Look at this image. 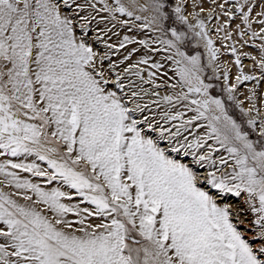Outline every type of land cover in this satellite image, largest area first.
Wrapping results in <instances>:
<instances>
[{
  "label": "snow or ice",
  "instance_id": "6c2138e0",
  "mask_svg": "<svg viewBox=\"0 0 264 264\" xmlns=\"http://www.w3.org/2000/svg\"><path fill=\"white\" fill-rule=\"evenodd\" d=\"M168 7L167 0H115L101 9L156 34L119 42L148 50L139 64L149 63V53H170L150 65L159 72L171 62L174 77L163 84L154 72L148 81L135 73L153 84L158 99L151 103L164 106L157 119L139 102L146 90L125 93L116 65L104 68L108 54L98 56L85 39L92 19L80 15L85 4L0 0V157L25 158L0 161V185L16 190L0 187V264H264V121L250 139L209 94L200 53L183 50L191 37L167 23L173 15L188 23L182 5L178 0L171 13ZM252 11L248 6L241 16L246 24ZM188 28L216 60L204 22ZM165 86L171 92L160 97L155 89ZM247 123L256 130L255 120ZM229 195H243L247 208Z\"/></svg>",
  "mask_w": 264,
  "mask_h": 264
},
{
  "label": "rangeland",
  "instance_id": "374dc122",
  "mask_svg": "<svg viewBox=\"0 0 264 264\" xmlns=\"http://www.w3.org/2000/svg\"><path fill=\"white\" fill-rule=\"evenodd\" d=\"M79 3L85 4V8L80 12L81 16L91 17L88 24V31L85 39L92 44L94 51L98 53V56H104L105 53L108 54L109 59L103 62L104 68L107 70L109 63L116 65L113 72L115 74L121 75V81L124 84V92L130 95L131 91L139 92L141 89L146 91L142 92L141 95L143 99L139 102L141 104H149L151 109V114H155L157 119H160V113L163 110V105L157 108L155 104L151 101L158 99L152 93L154 91L153 84L148 81V72L156 73L152 78L156 84H163L168 77H174L172 72L171 62L165 63V67L157 72L155 69L151 68L150 65L155 61H163V57L169 55L170 53H149L151 55V60L148 64H139L138 61L145 55L147 49H143L139 44H126L124 48H119V42L123 40L124 36H129L135 40L140 39H151L155 33L148 31L147 29H137L132 27V23L127 25H122L120 20L133 21L134 18H129L126 16H121L119 13H114L117 19L113 20L111 16L101 9L104 8L105 4L115 7V0H91V3H95V9L88 7L86 0H78ZM125 5L128 4V0H121ZM140 3H144L145 0H139ZM178 0H167L169 7L167 11L171 13L172 7L177 4ZM182 5V15L187 18V24H181L179 21L175 20L173 15L171 26L176 27L179 31L186 32L190 41L186 42V46L183 50L189 52L190 54H196L199 52L201 55V62L205 66V72L203 78L205 83L211 84L212 87L209 89V94L214 98H218L224 103L225 109L241 127L249 133V138L256 140L258 138L259 126L262 121H264V78H262V72L264 68H261V63L264 61V32L261 28L264 27L260 21L264 20V15H257L258 13L264 12V0H179ZM223 4L224 7L221 8L220 5ZM243 5L241 12H237L236 8ZM248 6L253 8V11L249 13V23H245L241 16L244 11L248 10ZM67 11V10H66ZM229 12V16H225L224 13ZM137 15H146V13H136ZM195 14V15H194ZM206 18V19H204ZM202 20L204 22L205 31L208 33L210 39L214 42V47L218 49L217 59L211 60L207 49L204 47V42L198 37H195L194 31L188 28V24L195 25L196 20ZM136 24L143 23V21H136ZM132 27V31L129 32L128 28ZM218 27H222L221 31H217ZM255 32L257 35L254 37L252 33ZM227 33L231 34L230 39H225ZM78 35L84 36V33L78 29ZM99 37L97 41L94 38ZM107 44H112L114 47L109 49L106 47ZM150 47L158 48L159 45L151 44ZM236 49L235 54L232 53L231 48ZM136 48L137 51L129 57L128 60H124V57ZM239 58L240 64L237 65L235 61ZM123 61V63H121ZM134 68H133V67ZM125 68L128 69L125 72ZM137 68V69H135ZM134 72V73H133ZM139 72L143 76L144 81L140 77L136 76L135 73ZM167 72V76L163 73ZM227 72L229 80L227 85L224 80V73ZM252 76L254 79L248 81H237V77L241 75ZM115 75H112L111 80L115 79ZM218 77V78H217ZM110 80V81H111ZM169 83H174L175 78L168 81ZM236 85L229 93L226 91V87ZM159 96L162 97L171 92L166 86L163 88L155 89ZM229 95L232 99H229ZM130 107L133 105H129ZM145 114H149L146 112ZM189 115H191L189 113ZM249 120L256 121V130L253 131L248 125ZM162 122V121H161ZM199 123L206 124V121H200ZM206 131L204 129H198V134H203ZM191 139V137H189ZM208 143H213L208 141ZM5 158L12 160L13 162H20V160L25 159L24 157H0V161ZM34 157H28L25 162H31ZM41 163L43 167V162ZM11 170V169H10ZM19 171V170H12ZM21 176L29 177L33 180L28 173H20ZM3 177H0L2 180ZM55 186V185H54ZM4 187L5 191L14 192V188ZM232 196H228L231 198ZM227 198V199H228ZM235 198V197H233ZM242 205L247 208L244 204V196L241 197ZM239 200V199H238ZM73 202H78V198H73ZM249 219H253V215L249 212L247 214ZM71 218V215H70Z\"/></svg>",
  "mask_w": 264,
  "mask_h": 264
},
{
  "label": "bare ground",
  "instance_id": "6f19581e",
  "mask_svg": "<svg viewBox=\"0 0 264 264\" xmlns=\"http://www.w3.org/2000/svg\"><path fill=\"white\" fill-rule=\"evenodd\" d=\"M204 19H206V18H204ZM133 67V66H132ZM134 68V67H133ZM135 69H137V68H135ZM114 70V69H113ZM134 73V72H133ZM115 78V77H114ZM114 80V79H113ZM110 86H111V81H110ZM132 105V104H131ZM2 178V177H1ZM230 196V195H229ZM239 199V200H238ZM228 200L232 203V204H234V205H236L237 207H239V208H244V205H242L241 203H242V200H241V198H233V197H231V198H228ZM234 211H235V209H234ZM249 214V213H248ZM249 219V218H248Z\"/></svg>",
  "mask_w": 264,
  "mask_h": 264
}]
</instances>
